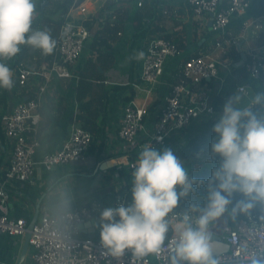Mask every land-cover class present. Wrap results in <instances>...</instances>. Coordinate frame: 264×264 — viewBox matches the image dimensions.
<instances>
[{
	"label": "built area",
	"instance_id": "1",
	"mask_svg": "<svg viewBox=\"0 0 264 264\" xmlns=\"http://www.w3.org/2000/svg\"><path fill=\"white\" fill-rule=\"evenodd\" d=\"M82 4L74 9L80 7L84 14L87 9ZM37 5L35 0L36 8ZM123 6L128 10L149 7L151 12L128 25V38L132 39L136 56L131 70L133 79L123 83L93 81L108 90L104 138L83 129L76 121L77 111L61 145L38 156L42 109L50 85L54 80L75 79L78 83L71 68L101 30L104 18L99 13L88 25L75 26L65 21L60 26L51 63L29 69L17 62L16 56L8 64L20 99L5 108L0 88V235L19 239L21 244L25 235L30 234L25 264H170L173 246L168 241L158 256L137 258L128 252L112 257L101 247L96 227L99 223L94 226L95 238L84 235L80 226L99 221L104 208L127 201L133 165L144 144L172 148L176 153L208 126L213 128L220 111L212 105L211 96H223L228 80L237 79L234 64L239 60H234L231 50L242 57L240 68L248 79L236 85V93L247 102L255 92L264 91V0H135L134 6L121 3ZM253 9L260 15L255 16ZM237 19L240 32L233 34L231 28ZM163 21L166 32L170 31L168 22L181 23L174 28L179 35L187 31L197 41L202 34L213 38L212 51L192 55L176 39L165 36V32L159 31L160 35L155 36L154 31ZM175 70L176 80L172 81ZM124 99L126 103L121 104ZM4 153L8 156L6 161ZM93 155L99 159L94 162L95 185L84 195L83 189H77L78 193H74L78 196L73 195L69 208L54 211L42 202L36 223L30 229L29 217L9 213V204L13 202L22 209L23 201L16 196L21 197L23 187L35 180L39 168L45 177L41 178V186L56 180L65 168H76L65 173L72 178L87 177L84 173L90 165L89 156ZM112 156L115 158L108 159ZM113 161L115 164L107 166ZM202 168L203 165H196L193 172ZM121 189H126V193L118 196ZM102 191L106 192L103 198L89 201V195ZM211 231L212 238L229 245L227 253L215 257L218 264H264V222L250 225L239 220L231 226L225 218Z\"/></svg>",
	"mask_w": 264,
	"mask_h": 264
},
{
	"label": "clouds",
	"instance_id": "2",
	"mask_svg": "<svg viewBox=\"0 0 264 264\" xmlns=\"http://www.w3.org/2000/svg\"><path fill=\"white\" fill-rule=\"evenodd\" d=\"M35 14V0H0V61L16 57L25 45L44 55L54 52L50 32L33 28ZM12 85L11 69L0 62V88ZM212 132L207 180L192 175L172 148L142 146L131 172L130 199L100 212L96 227L107 254L158 256L168 241L170 264H218L212 227L221 219L250 216L257 207L264 210V91L246 103L229 96Z\"/></svg>",
	"mask_w": 264,
	"mask_h": 264
},
{
	"label": "crops",
	"instance_id": "3",
	"mask_svg": "<svg viewBox=\"0 0 264 264\" xmlns=\"http://www.w3.org/2000/svg\"><path fill=\"white\" fill-rule=\"evenodd\" d=\"M108 0H84L82 6L87 9L86 13H81V8H76L71 10L67 17L66 20L67 22L75 25V26H80V25H88L89 20L96 16L98 13L100 16L104 18V24L101 28V30L97 31L96 36L94 37L93 42L90 44L89 49L86 50L80 59V61L77 62L76 65H74L71 70L72 72L78 76L80 79V75L84 72V67L86 66L87 63L93 64V67L99 71L100 76L99 77H91L87 78V80L95 87V86H102L103 89L107 91V97L106 99L108 100V90L103 86L99 84L93 83V81H111L115 83H123L127 80H132L133 79V73H131V70L135 66V59L136 56L133 54L132 50V39H129L130 32L128 30V25H132V23L125 22L122 28L117 32L116 39L114 41H110L107 44H100L98 41V37L103 30V27L105 26V23L107 22V19L105 18V14L103 12V7L106 4ZM135 1V0H134ZM121 3L122 5L125 4H131L134 6V3H131L130 0H119L117 4L111 8L109 11L110 14L114 15V11L119 9L117 8L118 5H120V9H125L129 13H131L134 9L131 8V10H128L125 6L121 8ZM117 8V9H115ZM149 10V13L151 12L150 8L147 7ZM145 8V9H147ZM144 10L147 12V10ZM253 12L255 13V16H258L260 14H257V11L253 9ZM149 13H147L144 17L148 16ZM143 17V18H144ZM115 17L112 16V20H114ZM142 20V19H141ZM140 20V21H141ZM181 23H167L168 30L170 31H165L164 26L165 22H162V25L158 27V30L154 31L155 36H159L160 32H165V36L167 37H172L173 39H176L178 44L184 48L187 52L189 53H200V54H206L212 51L213 49V38L209 37L206 34H202L199 37V40L197 41L196 38H191L190 33L187 31H183L184 34L179 35L178 33L175 32L174 28L178 27ZM240 19H237L234 23V26L231 28V32L233 34H238L240 32ZM160 31V32H159ZM122 33L121 35H119ZM59 34V33H58ZM58 38V36H57ZM250 42H252V37L249 38ZM57 41V39H56ZM197 41V47H195L196 43L193 44V42ZM243 48V47H242ZM94 54H97V57L94 56ZM193 55V54H192ZM230 55L234 58L235 61H241L242 57H240L239 54L232 52ZM237 60L235 59V56H237ZM104 57H110L111 62L106 65L104 62L103 68H100L101 66V59ZM55 58V51L53 52V55L51 57V60L49 62H42L37 64L34 62L32 66L28 67L25 63L24 66L33 69L37 68L40 65L44 63H51ZM7 65L11 63V59H7L4 61ZM103 63V62H102ZM79 79L78 83L76 84L75 79L71 80H54L51 85L50 89L46 98V103L43 107L42 110L45 112L49 111V102L51 101H57L61 100L64 104L65 107V112L60 118V122L58 124H49V125H42L41 126V148L39 149L38 156H42L45 152H53L55 151L61 143L64 141V139L67 137L69 130H70V117H72L73 113L81 111V105L84 103H88L92 99V91L87 93V95L82 99H78L76 96L77 92V87L79 84ZM125 90V89H124ZM123 90V92H124ZM122 92V91H120ZM20 99V90L19 87L17 86L16 82L13 83L12 87L9 89H3V104H5V108H9L17 102ZM244 99V103H246V98ZM121 104H125L126 100H120ZM3 107V109H5ZM107 102H106V107H105V119L104 123H100L97 121L98 126H100L101 129V136H97V138H104L105 132L104 128L106 126V120L108 118V114L106 113L107 109ZM108 126V125H107ZM110 128V126H108ZM6 155L4 161L7 160V154L4 153V156ZM114 159L115 157H109L108 159ZM1 163V165H4ZM89 161L90 165L88 169L85 171L84 175L80 178L77 177H71L68 176L69 174H57L56 180L49 181V183L41 186V182L45 178L42 172V169H38V172L36 173L35 180L31 184H26V186L23 187L21 197H17L18 199L22 200L23 205L22 209H19L17 207L16 202H13L9 204V213L11 215H24L26 217H29L30 220L34 216L35 212L38 211L39 206L42 202H46L48 206L53 209L54 211L57 210H66L67 208L70 207V203L74 201H70L74 196L76 195L74 192L75 191H70L69 192V197L67 195L60 194L59 191H63V186H68V178L70 179H76L80 183H84L86 179L90 180L91 174L96 173V169L94 165L95 161H99L98 158L93 156H89ZM115 164V161H113L111 164L107 163V166H112ZM97 175V174H96ZM91 176V177H90ZM44 177V178H43ZM41 178H43L41 180ZM70 183V182H69ZM95 184H93L94 187ZM61 187V188H60ZM92 187V188H93ZM89 187L86 185L83 187V195L86 193L85 191L88 190ZM91 188V189H92ZM92 192V190H90ZM106 192L102 191L99 194H91L89 195V201L94 200L97 201L99 198H103L105 196ZM24 206V207H23ZM93 226H91L90 222L86 224V226L81 229L82 233L85 235L88 231L91 230ZM24 242V241H23ZM23 243L20 244L19 239L11 238L7 235H0V264H16L22 250ZM21 264H25V259Z\"/></svg>",
	"mask_w": 264,
	"mask_h": 264
},
{
	"label": "trees",
	"instance_id": "4",
	"mask_svg": "<svg viewBox=\"0 0 264 264\" xmlns=\"http://www.w3.org/2000/svg\"><path fill=\"white\" fill-rule=\"evenodd\" d=\"M56 2H59L55 5ZM84 0H38V5L36 8V16L34 17L33 28L44 30L47 29L53 39H57L60 26L65 22L68 13L79 6ZM119 0H108L103 7V12L107 22L101 31L98 41L100 44H107L110 41L116 39L117 32L122 28L125 22L135 23L143 19V17L149 13L141 10L135 6L133 11L129 13L125 9H117L114 11V15L110 14L109 11ZM134 3V0H130ZM260 14V13H259ZM112 16L115 17L112 20ZM234 52V51H232ZM53 53L50 55H44L41 51L32 49L29 46H21V52L17 55V62L25 63L28 67L32 66L34 59L37 64L42 62H49L51 60ZM238 55L235 56L237 60ZM103 62V63H102ZM104 62L108 65L111 62L110 57H104L101 59V66L103 68ZM84 72L80 75L79 84L77 87V98L82 100L87 93L92 91V99L88 103L81 105V111L76 115V121L81 125V127L92 134L101 136V127L98 126V122L104 123L105 119V107L107 102V91L103 89L102 86H93L87 78L99 77V71L93 67V64L87 63L84 67ZM237 79L231 78L228 80L227 86L224 88L223 96H211L212 105L217 109L221 110L222 105L225 100L236 93V85L243 84L247 82V77L241 68H236L234 70ZM176 70L173 71L171 80H176ZM238 95V94H237ZM242 102H244L243 97ZM65 107L63 102L60 100L49 102V111L45 112L42 110V125L58 124L60 118L65 112ZM70 123L73 121L72 117L69 118ZM41 125V126H42ZM214 133L212 132V126H208L205 131L198 135L194 140H192L187 146L182 147L175 154L182 161H191L192 164H188L186 167L190 170L192 175L197 178L207 180L211 175V165H209L208 160L210 157V144L213 139ZM199 155V158H198ZM207 157L204 167L199 172H193V161ZM203 189L200 190L203 194ZM126 193V189H121L118 192V196H123ZM127 199H130V193L127 194ZM240 199V197H237ZM182 207L186 206L185 202H182ZM239 220H246L250 225H259L264 222V210L257 207L250 216H241L236 220L228 219L229 225L233 226ZM167 242V241H166ZM165 242V243H166Z\"/></svg>",
	"mask_w": 264,
	"mask_h": 264
},
{
	"label": "water",
	"instance_id": "5",
	"mask_svg": "<svg viewBox=\"0 0 264 264\" xmlns=\"http://www.w3.org/2000/svg\"><path fill=\"white\" fill-rule=\"evenodd\" d=\"M241 65H242V60L237 62V63H235L234 67L235 68H240ZM14 82H15V80H13V83ZM37 216H38V211H36L34 216L31 218L30 223H29V229L32 228L35 225L36 220H37ZM97 223H99V221H91L90 222L91 226H93V227L91 228L90 231H88L86 233L88 237L95 238L96 235H95V232H94V226ZM86 224L80 226V228L83 229L86 226ZM29 238H30V234L27 233L25 235V238H24V242H23V246H22L20 257H19V259H18L16 264H21L24 261V259L26 257V254H27V251H28ZM212 247H213V252H214V256L215 257L219 256L220 254H225L229 250V245L228 244H226V243H224V242H222V241H220V240H218L216 238H212Z\"/></svg>",
	"mask_w": 264,
	"mask_h": 264
},
{
	"label": "rangeland",
	"instance_id": "6",
	"mask_svg": "<svg viewBox=\"0 0 264 264\" xmlns=\"http://www.w3.org/2000/svg\"><path fill=\"white\" fill-rule=\"evenodd\" d=\"M59 2H56V4H58ZM207 160V157H203L202 159H199V160H196V161H193V167L196 166V165H205V162ZM185 165L187 166L189 163H191V161H184ZM76 168H65L62 170V174H65L66 172H69L70 170H74ZM93 176V177H91ZM91 178L90 180L86 179L84 181V183H80L78 182L76 179H70L68 178V186H63V195H68L70 191H75V193H78V190L77 189H83V187L86 185L87 187L89 188H92L93 187V184H95V181H96V176H94L93 174H91ZM70 182V183H69ZM61 188V187H60Z\"/></svg>",
	"mask_w": 264,
	"mask_h": 264
}]
</instances>
